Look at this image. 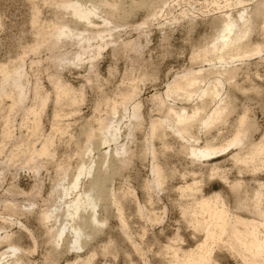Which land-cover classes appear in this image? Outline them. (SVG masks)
Here are the masks:
<instances>
[{
	"label": "rangeland",
	"instance_id": "374dc122",
	"mask_svg": "<svg viewBox=\"0 0 264 264\" xmlns=\"http://www.w3.org/2000/svg\"><path fill=\"white\" fill-rule=\"evenodd\" d=\"M77 1L98 6L100 19L107 16L108 8L101 6L106 2H120L131 14L122 20L114 13L112 19H106V27L94 18L96 26L90 34L102 30V38L94 36L81 41L71 32L56 39L55 32L64 24L69 25L70 31L82 32L71 15L56 6L59 0H0V66L9 70L21 68L25 87V100L13 110L9 109L11 100L0 96V255L10 252L6 239L19 248L14 255L0 257V264H71L88 258L86 264H169L171 252L165 251L167 245L187 251L204 238L203 233L194 232L191 217L183 215L188 203L220 193L229 211L251 217L244 208L236 209L235 201L249 191L246 195L251 199L259 190L258 185H264V163L260 159L244 167L245 164L235 162L230 157L238 152V147L208 161L194 159L184 153L185 139L170 123L163 128L162 139H152L151 123L161 121L167 108H183L190 113L203 100L177 94L165 96L167 86L174 77L190 71L201 76L194 84L195 93L207 88L220 90L223 86V102L218 106L210 100L207 108L222 109L223 103L230 101L222 116L226 123L209 131L196 127L192 135L198 142L194 145L201 147L209 139L217 147L225 146L243 114L250 124L243 146L264 144V49L261 54H247L231 65L240 72L234 82L237 89L230 91L223 81L212 79L214 70H222L218 63L209 66L214 53L210 52L205 60L197 56L203 49L211 48L210 41L219 29L214 21L225 15L238 20L243 6L235 5L233 0H219L220 9L213 0ZM139 2L141 6L136 8ZM259 3L260 0H246V14ZM263 32L261 24H255L244 41L261 44ZM97 45L101 46L99 55L94 53ZM55 83L75 90L73 106L65 102L60 107L54 104ZM131 88L137 94L133 103L139 104L138 120L130 117L132 103L120 105L122 92ZM44 97L46 105L37 116L41 130L35 136L31 128L33 116L25 118V113L29 108H38V101ZM113 102L117 103L114 115L109 112ZM55 111L59 118H54ZM110 119L118 124L116 138L112 129L105 131L98 126L99 120L108 124ZM6 128L9 135L4 137ZM88 133L95 140L86 143ZM49 137L50 155L27 161L25 150H38ZM91 150L92 162L88 157ZM244 151L243 148L242 155L246 156ZM82 162L93 167L91 175L82 179V185L101 172L107 177L108 191L96 205L98 232L82 237V248L76 250L70 248L73 235L69 226L73 221H65V206L58 203V196L60 184L66 185ZM215 164L219 170L213 173ZM154 166L162 172L159 188L152 185L156 179ZM192 181L196 183L193 191L197 195L181 194L180 187ZM235 182H241V191L233 190ZM113 197L115 202H110ZM72 198L70 195L67 199ZM251 205L254 203L248 206ZM263 206L258 222L264 221ZM120 221H124V226ZM62 222H66V229L55 245L51 234ZM213 248L209 264H245L228 248L231 253L219 244Z\"/></svg>",
	"mask_w": 264,
	"mask_h": 264
},
{
	"label": "bare ground",
	"instance_id": "6f19581e",
	"mask_svg": "<svg viewBox=\"0 0 264 264\" xmlns=\"http://www.w3.org/2000/svg\"><path fill=\"white\" fill-rule=\"evenodd\" d=\"M59 1L60 3H58V5L56 6L62 11L68 12L71 15V19H73L72 21L75 22V26L76 27L81 26L82 32L70 31L68 28L69 25L64 24L63 27H61L58 31L55 32L56 39L67 37L71 32L73 33V36L80 38L81 41L84 40L87 41L89 40L90 37H94V36L98 38H102L101 35L102 30L90 34L91 30H93V28H95L96 26L94 18H96V20L97 19L100 20V23L102 25L101 27H106L109 25V22H107L106 19L109 20L112 19L114 13L119 14L122 20H124L126 17H128L131 14L130 11L127 12L120 6L121 5L120 2L119 3L116 2L117 4L116 3L111 4L109 2H106L100 4L101 6L108 8V10L106 11L107 16L104 19H100L98 17L96 10V8H99L98 6H94L93 4H91L90 6H86L81 1H77V0H62V1L59 0ZM151 1L152 0H150L149 2ZM226 1L227 0H224V2ZM149 2L145 1L144 3H149ZM233 2L235 5L243 6L242 12L238 15V20L233 19L231 15H225L221 17L219 20H217V22H219L220 24L214 21V23L217 24L219 29L217 31L216 36L210 41L211 48L203 49L197 56L205 60L207 57H209L210 52L214 53V58L208 60L209 66L212 67L214 66V63L215 64L218 63L222 65V70L221 72L214 70L212 79L217 82L223 81V84H227L229 86L230 91L233 89H237L236 88L237 85L234 82L238 76V73L240 72V69L232 67L231 65L240 61L247 54L250 55L261 54V52L264 49V41L261 44H256V45H252L249 41H244L253 32V28L255 24L260 23L262 29L264 30V0H260L258 6H256L255 9L250 14H246L247 9L246 7H244L246 0H233ZM213 3L216 5L217 9H220L219 0H213ZM133 4L135 6V3H132V6ZM140 6H141L140 2L136 4V8ZM150 17L153 16L150 15ZM262 39L264 40V32L262 33ZM100 50H101V46L97 45L96 51L94 53L96 55H99ZM17 68H15L16 70L15 69L9 70L6 66H0V75L2 78V81L0 83V96L4 97L5 99L11 100L9 106L10 110H13V108H15L17 105L21 104L25 100V93H24L25 87L21 82L22 69L19 67ZM198 79H201V76H197V73H192L189 71L181 76L174 77L172 82L168 84L165 96H168L170 94H177V96H185L187 99L198 98L203 100L201 101V104H199L196 108H193L190 111V113L184 112L183 108L177 110H174L172 108H167V110L163 113V119L161 121H156L151 123L152 139L153 138L162 139L163 137L162 130L165 127V124L170 123V125L173 126L177 130V132L180 133L181 136L185 139L186 144H184L185 146H182L184 153L191 156L194 159L208 161L209 159L222 156V155L220 156L217 155L224 153L231 147H238V152L236 151L235 154H232V156L230 155L231 156L230 158L234 159V161L236 160L237 163L245 164L244 167L248 166L254 161L257 160L259 161L260 159H262L260 161H263L264 163V144L249 143L246 148L243 146L244 139L247 136V130H248L247 126L249 125L250 127L249 121L247 120L245 114L238 117L237 126L232 132V138L229 139L226 145L224 144L225 146L217 147L218 144L217 145L212 144L211 142L213 141L211 140L210 142L208 141L209 139L206 140L203 146L201 147L194 145L195 143L197 144L198 142V139L192 135L196 127L207 129V131H209L217 124L223 125L224 123H226L225 118L223 119L222 116L226 112L225 111V109L227 108L226 104L228 105V103L230 102V101L224 102L223 103L224 106L222 109L218 107L224 100V98L222 97L223 86H221L220 90L217 87L211 90L207 88V89H200L195 93L194 84ZM53 89H54L53 94L55 96L54 104L58 105L57 107H60L59 105L63 102H65L66 104L74 105L73 102L74 99H72V95L75 93V90L73 88L55 83L53 84ZM207 90L210 92H208ZM136 96L137 94L134 89L131 88L129 90H124L120 97L121 98L120 105L124 106L126 104L132 103V113L130 117L134 118L135 120H138L139 104L137 102L133 103ZM210 100L215 101L218 104V106H215L213 108H207L210 107ZM46 102H47V97L41 98L38 101V108L36 109L29 108L25 113V115L27 114L25 118H28L29 116H33L34 121L32 123L33 125L31 128L35 136L39 130V124H38L39 121L37 116L38 113H40V111L45 107ZM160 105L163 106L162 103H160ZM116 109H117V103L116 102L111 103L109 112L114 115ZM55 112L53 114L54 118L57 117L59 118L58 111L56 113ZM53 124H56V122H54ZM98 126H100L101 129L105 131H107L108 129H112L113 137L116 138L118 136L117 134L119 131L118 124L116 125L113 124L111 119L108 122V124H104L103 120H99ZM64 129L65 128H63L62 130L65 131L66 129L65 130ZM57 130L59 129L56 128V131ZM62 130L59 131L62 132ZM8 135H9V131L6 128L4 131V137ZM84 140L86 143L92 142L93 140H95V137L92 136L90 133H88L85 135ZM51 141H52L51 137L46 138L45 141H43L41 148H39L38 150H36L33 147H30L27 150H25L27 153L26 154L27 156H25L27 157V161L33 162L35 159L39 157H43V156L48 157L50 155V147H51L50 145H52ZM221 141L223 142V140ZM78 142L80 144V141ZM243 148L245 149L244 152L247 153L246 156L242 155L244 154L242 153ZM92 151L93 150H91V152H89L88 155L91 162L93 161V158L91 157ZM79 165L80 166L76 169V172L72 176L71 180L68 181L66 185L60 184L62 188L58 196V200H59L58 203L63 204L65 206L64 212H65V218H67V220L65 221H73L72 224L69 226L71 229V234L73 235L70 248L76 250H80L82 248V243H81L82 237L92 236L91 234H95L98 232L99 222L96 215V205L98 201L101 200L104 197V194L107 193L108 191V189L105 187L106 183H108L107 177L103 176L101 172L92 175L90 181L87 184L82 185L83 183L82 179L86 176L91 175L92 173L91 171L93 167L91 164L87 166L83 162ZM218 167H219L218 164L212 165L213 173L219 170ZM256 170L257 169H254L255 172ZM212 171H210V173H212ZM153 173L155 174L156 179L154 180V183L152 185L155 188L156 187L159 188L163 182L162 172L158 167H155L153 169ZM225 180L226 179H224L223 181ZM63 181H65V179H63L62 182ZM192 182H193L192 184L189 185L186 184L185 186L180 187L179 190L181 194L185 195L186 193L190 194L191 192H193L194 194L193 189L195 188L196 183L194 181ZM241 182L243 181L241 180ZM241 182H235L234 185L232 186L235 189L233 188L232 189L235 191H239L240 190L239 188L242 185ZM259 185H258L259 190L258 191L255 190V192L253 190L254 194L251 193L253 194V197L250 196L251 197V199L249 198L250 200L248 199L249 196L247 197L246 195L250 191L246 194H243V196L237 192L240 195V197L238 196L240 199L235 201L238 207L235 208L238 210L244 208L243 210H246L245 212H248L249 213L248 215L250 214L252 215L251 217L247 216L248 218L239 215L238 214L240 213L239 211L238 213L229 211V208H227L225 203L221 200L220 193H215L208 197L201 196V198L195 201V203L192 202L193 204L190 203L191 202L190 199L189 200L190 202L188 204L192 206L187 204L189 208L186 210L182 209L185 210L183 212V215H188L189 218L191 217L189 220L192 219L190 221V224L194 229V232L198 231L200 232V234L203 233L204 238L200 241L199 244L197 245L195 244L196 246L194 247V249L191 250L188 249L187 251L182 250L180 247L176 248L171 244L167 245V247H165L166 249L165 251L170 250L171 252L169 264H209L212 262L213 259L212 257V252L214 251L213 247L218 244L222 245L223 248L224 247L225 249L228 248L230 251L234 252V254H236L239 257V259L242 260V263L244 262L245 264H264V237L262 234V232L264 231H261V229L264 227V223H262L264 221L262 222L257 221V215L261 216L263 214L262 206L264 205V202L262 201V198H264V195H262L263 194L262 187L264 185L263 186L261 185L262 187ZM70 195H73V198L71 200H68L67 198ZM114 199L115 198L113 197L110 202H115ZM248 201L250 204L254 203V206L251 205L253 207L250 206L251 207L250 208L248 206L249 205ZM138 211H140V209ZM121 214L122 213L120 211V214L118 215ZM183 217L187 219L186 216ZM120 222H122L124 226V221H120ZM65 223L66 222L60 223V226L51 234V238L55 240V245H57L58 241L61 239L66 229ZM6 237L7 236H5L4 238ZM6 241L8 242V246H9L8 250H10V252H5L0 255V257H4V258L8 256V253L14 255L15 252L19 251V248L10 244L9 243L10 241L8 239H6ZM89 260H90L89 258L82 261H80L79 259L71 264H86L89 262ZM12 264H15V262H13Z\"/></svg>",
	"mask_w": 264,
	"mask_h": 264
}]
</instances>
